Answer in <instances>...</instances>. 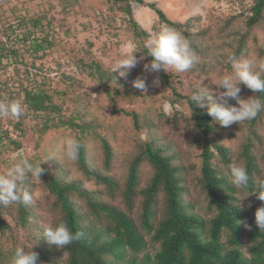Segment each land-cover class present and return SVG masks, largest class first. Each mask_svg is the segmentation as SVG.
<instances>
[{"label": "rangeland", "instance_id": "rangeland-1", "mask_svg": "<svg viewBox=\"0 0 264 264\" xmlns=\"http://www.w3.org/2000/svg\"><path fill=\"white\" fill-rule=\"evenodd\" d=\"M142 1L144 4L127 0L132 18L147 33L148 42L163 24L156 13L145 5L149 3H153L171 21L184 23L190 19L186 29L191 40L198 42L199 37L195 38L194 35L200 30L206 33V38L208 37L205 45L209 47L210 56H204L197 62L201 64L202 60H208L207 71L203 74L194 72L190 75L172 77L170 83L177 92L192 95L194 91L203 87L208 88L215 98L217 91H223L217 84L225 76L235 74L230 57L240 34L243 35L245 50L242 55L235 58L237 60L251 58L257 70H264V21L249 29L245 28L244 24L250 0ZM124 2V0L116 3L107 0H0V46L4 45L5 53H8L9 49L16 50V54H8L0 60V100L9 102L18 100L24 104L23 89L33 86L34 81H43L49 84L50 91H55L54 99H58L60 103V115L74 118V122L83 128L81 131L78 128L71 129L67 125H59L53 134L46 132L40 135L39 126L45 116H34L32 111L26 108L18 120L11 116L0 117V175L5 174L7 168L20 156L33 157L39 163H43L49 173L58 175L64 181L80 184L81 187L94 192L95 198L104 203L121 206L118 193L110 196L102 184L81 173L75 163L76 160L64 155V142L68 139L80 140L89 161L88 166L100 174L111 176L121 189L128 163L139 152L141 143L149 135L156 146L165 147L172 155L171 164L180 167L179 174L185 189L181 199L186 205V213L207 222L215 211L207 208V199L197 184L199 149L194 142L197 131L186 105L182 102L171 104L172 96L167 88H163L160 83L159 86H152L153 79L157 77L156 73L149 74L143 71V66L149 62L133 36L127 15L118 8V5L123 6ZM232 16L235 18L226 23ZM34 18L45 22L46 28L60 43L56 40L51 48L32 56L28 54L23 43L14 37V34L20 35L21 29L22 31L25 29L23 25H20V30L16 28L11 34L9 26L15 28L18 20ZM132 54L137 59L144 58L135 68L128 71L125 77H119L118 71L115 72L120 81V83L116 81L115 84L133 95V99L127 102L117 98L116 107L139 111L141 115L139 130H135L129 117L110 111L111 106L102 89L93 78L81 72L74 61L80 56L87 57L114 71L122 59ZM165 68L171 72L175 71L172 68ZM144 76H147V92L133 86L134 80ZM240 88L241 99L246 100L256 95L246 90L243 84ZM261 99L264 100V94ZM230 103L239 107L235 100H231ZM212 122L214 131L211 136L228 149L231 165L241 163L238 159L240 146L249 140L252 143V153L255 155L259 174H264V111L253 120L233 123L228 127H223L213 120ZM100 139H105L111 150L112 158L108 168L103 165ZM10 141H18L19 148L13 147ZM214 163L217 173L232 181L227 168L217 159ZM151 174V166L147 162H141L138 188L146 184ZM32 181L29 191L33 200L27 207L30 213L27 223L22 226L19 224L15 205H8L5 208L6 215L4 214L3 218L10 228L4 235L0 234V256L7 261L16 248L31 249L34 238H37L44 228L54 226L59 220V215L53 208L52 196L43 188L40 180ZM233 195L236 206L247 214L239 223L241 229L238 248L248 257V249L255 242L249 238L252 228H257L255 211L264 202L253 201L251 194L236 187ZM161 200L162 195L159 194L157 209H161ZM77 201L80 202L79 199ZM132 210L131 216L137 218L138 204ZM160 214L159 212L155 216L154 225L160 219ZM245 221L251 226V230L244 226L242 222ZM102 224L103 222L97 223L98 226ZM207 226L200 230L202 238L207 235ZM140 231L148 241L150 235L143 230ZM228 238V232L222 230L220 242L225 248L232 247ZM155 249L156 243L149 241L146 250L152 253ZM66 256L64 252L59 251L54 264H65Z\"/></svg>", "mask_w": 264, "mask_h": 264}, {"label": "trees", "instance_id": "trees-1", "mask_svg": "<svg viewBox=\"0 0 264 264\" xmlns=\"http://www.w3.org/2000/svg\"><path fill=\"white\" fill-rule=\"evenodd\" d=\"M107 1L122 2V0ZM124 1V5H118V8L127 15L133 36L150 63L152 58L148 56L147 33L137 25L131 16L130 5L127 0ZM133 1L144 4L142 0ZM145 5L156 13L161 23L180 30L200 58L210 56L209 47L205 45L208 37L206 38L204 31L200 30L195 33V38L199 37L198 42L189 38L190 34L187 29L190 19L184 23L174 22L167 19L153 3ZM234 18L229 17L226 23ZM24 20H18L15 28L9 26V32L11 34L16 28L20 30V25H23L25 29L23 31L21 29L20 35L14 34V37L23 43L29 55L34 56L40 51L45 52L53 46L57 39H54L53 33L46 28L45 22L39 18ZM262 21H264V0H250L247 14L244 16L245 28L254 27ZM57 43H60L59 40ZM3 48L4 45L1 44L0 60L8 54H16L14 49H9L8 53H5ZM233 50L231 61L233 57L237 58L244 53L243 35H239ZM87 59L89 58L80 56L74 60L77 62L75 66L93 78L102 89L103 95L111 106L110 111L113 114L122 113L129 117L135 130H139L141 128L140 112L135 109L127 110L116 107L117 98L130 102L133 95L116 86V79L113 77V75L117 76L115 72L104 68L98 61L93 59L86 61ZM207 62L208 60H202L201 64L196 63L183 73L171 72L165 68L156 73V76L159 78L160 85L169 90L172 96L170 103L174 105L175 102L180 104L182 102L189 111L190 119L197 131L194 142L199 149L197 184L207 199V208L215 211L214 215L205 222L186 213V205L181 199L185 189L183 179L179 174L180 167L171 164L172 155L165 147L156 146L151 136L146 137L140 145L139 152L128 163L121 189L111 176L100 174L88 166L89 161L84 147L80 140H77L80 144L78 158L75 162L78 169L87 178L102 184L110 196L118 193L122 205L104 203L96 199L94 192L81 187L78 183L64 181L58 175L49 173L42 163L41 167L45 169V172L40 177V182L52 196L53 208L59 215V220L54 226L60 221H65L74 233L81 234V239L63 249H57L47 243L43 235L44 230H42L40 235L34 238L32 244V250L38 253L37 264H54L59 251L67 255L65 264H264V231L252 228L249 238L255 242L248 249V257L244 256L238 248L241 229L239 223L247 214L234 203L235 187L232 181L218 174L214 167V160L217 159L230 172L231 160L228 149L211 136L214 131L212 118L207 115L206 109H200L192 104L191 94L177 92L170 83L172 77L190 75L194 72L203 74L207 71ZM117 81L120 83L119 79ZM263 94L264 92L256 93L260 98ZM55 95V91H50L49 84L43 81H34L33 86L23 89V103L26 108L32 111L34 116L46 117L39 126V134L46 132L53 134L56 132L54 129H57L59 125H67L71 129L78 128L82 131L83 128L74 122V118L60 115L61 107L58 99H54ZM100 141L103 165L108 168L112 158L111 150L105 139H100ZM10 142L13 147L19 148L18 141ZM25 158L32 163H39L33 157ZM238 159L246 166L249 174V188L245 191L251 194L253 201L258 200L255 195H252V188L264 181V174H259L255 155L252 153V143L249 140L240 146ZM141 162H147L151 166L152 174L146 184L138 188V172ZM32 179L35 178H30L26 182L28 190L32 185ZM159 194L162 195L161 209H157ZM78 199L80 202L77 201ZM136 204H138L139 211L137 218H134L131 214ZM15 207L19 224L25 225L30 215L27 207L16 205ZM5 208L6 206L0 204V234L3 235L10 228L3 218V215H6ZM159 212L161 213L160 219L154 225L155 216ZM98 222H103L102 226H98ZM206 225H208L207 235L202 238L200 230ZM139 229L150 235L148 241L144 239V233ZM222 230L228 232L231 248H225L220 242ZM149 241L156 243V249L152 253L146 250ZM14 253L15 250L12 251L8 261L0 256V264H11Z\"/></svg>", "mask_w": 264, "mask_h": 264}, {"label": "clouds", "instance_id": "clouds-1", "mask_svg": "<svg viewBox=\"0 0 264 264\" xmlns=\"http://www.w3.org/2000/svg\"><path fill=\"white\" fill-rule=\"evenodd\" d=\"M147 47L148 56L152 59L149 64L143 66V71L149 74L158 73L165 67L183 73L191 69L200 60L199 55L191 47L189 40L183 33L166 24H162L160 30L150 38ZM143 58L137 59L132 54L122 59L113 73L118 71L119 77H125L128 71L135 68ZM232 62L235 74L225 76L220 80L217 85L223 91H217L215 98L208 88L203 87L191 95L192 104L200 109H206L207 115L223 127L252 120L264 111V100L258 96L253 95L245 100L241 99L239 95L241 84L253 93L264 92V70H257L251 58L237 60L233 57ZM113 77L117 81L118 77L114 75ZM133 86L147 92V76L134 80ZM152 86H159L158 77L153 79ZM231 100H235L239 107L232 105ZM25 109L26 105L18 100L10 102L0 100V117L11 116L18 120L24 114ZM63 148L64 155L69 159L76 160L78 158L80 148L78 141L68 139L64 142ZM44 172L45 169L41 167V163H32L20 156L7 168L5 174L0 175V204L24 207L31 205L33 196L28 190L26 182L30 178L40 180ZM230 175L234 187L241 190L249 188V174L242 162L230 166ZM252 195L264 202V181L253 186ZM242 223L251 230V226L246 221ZM255 225L260 231H264V204L255 211ZM43 235L47 243L57 249H63L81 239V234L79 232L74 233L65 221H60L55 226L46 227ZM32 248H16L11 264H37L38 253Z\"/></svg>", "mask_w": 264, "mask_h": 264}]
</instances>
